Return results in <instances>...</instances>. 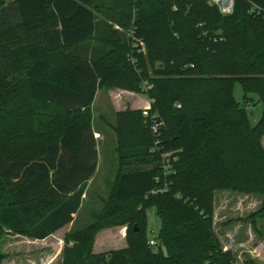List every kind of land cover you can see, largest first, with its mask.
Instances as JSON below:
<instances>
[{"label": "trees", "instance_id": "obj_1", "mask_svg": "<svg viewBox=\"0 0 264 264\" xmlns=\"http://www.w3.org/2000/svg\"><path fill=\"white\" fill-rule=\"evenodd\" d=\"M234 3L223 16L208 0H0V238L44 240L73 222L98 165L93 99L125 75L135 84L120 88L140 93L147 83L150 114L170 122L167 131L158 122L155 149L175 157L174 173L155 192L164 164H131L141 145L117 128L125 162L107 209L131 225L126 247L94 254L89 230H79L65 239L63 264L234 263L213 233V197L254 192L264 212V0ZM102 10L134 30L145 53L136 47L127 60L112 32L89 56L63 53L95 36ZM255 104L263 112L251 125L246 106ZM121 117L125 127L139 120L133 111ZM150 208L160 223L155 246Z\"/></svg>", "mask_w": 264, "mask_h": 264}, {"label": "rangeland", "instance_id": "obj_2", "mask_svg": "<svg viewBox=\"0 0 264 264\" xmlns=\"http://www.w3.org/2000/svg\"><path fill=\"white\" fill-rule=\"evenodd\" d=\"M111 13L102 10L97 14V32L90 41L62 52L89 56L90 53L96 51V48L101 47L103 37L112 32L113 38H120L121 45H127V60H133L130 55L135 48L134 40L127 37V31L113 22ZM141 49V52L145 53V47L143 46ZM126 77L125 75L121 76L113 87L104 89L105 91H115L112 95L113 103L104 95V91L99 92L93 100L91 116L93 132L98 134L96 136L98 165L92 179L86 184L82 206L78 209L74 222L47 241H32L22 234L14 235L6 232L0 238V253L4 256L1 264H63L62 250L65 239L79 230H89L94 254L126 247L125 234L131 225L119 216H108L107 209L111 203V191L123 169V162H125L119 152L117 128L121 131V137L128 131L129 135L133 137H130V140L137 146L141 145L136 148L143 151L138 157L131 156L126 159L131 164L137 162L136 160L148 163L159 160L164 164L161 174L165 181L164 189H167L166 179L167 176L174 173L175 157L166 158L157 154L155 141L159 136L155 135L151 129L153 116L157 113L154 112L151 115L149 110L147 115H144L143 112L146 108L135 110L127 105L129 102L126 99L128 97L126 94L142 95L143 99L147 100L148 98L144 97L145 94L142 92L146 90L148 84L142 83L140 93L120 88L121 85L129 86L133 82ZM242 95L241 84L236 82L233 88L235 100L241 103ZM262 108V104L246 106L251 125L260 119ZM128 111L137 112L139 120L129 127H125L121 124V116L122 113ZM158 122L160 130L167 131L169 129V121L158 118ZM149 141L150 144H147ZM261 142L264 146V136ZM262 198L254 192L218 190L214 194L213 233L222 251L232 254L233 264H264V212L260 211ZM148 199L147 197L140 198L132 201L131 205L139 207ZM146 223V236L151 241L157 236L160 227L155 209L147 210ZM70 244L72 243L70 242Z\"/></svg>", "mask_w": 264, "mask_h": 264}, {"label": "built area", "instance_id": "obj_3", "mask_svg": "<svg viewBox=\"0 0 264 264\" xmlns=\"http://www.w3.org/2000/svg\"><path fill=\"white\" fill-rule=\"evenodd\" d=\"M208 3L210 5L212 4V5L216 6L218 8L219 12L221 13V15H223V16H227V15L232 14V12L234 10V6H235L234 0H208ZM249 12L252 14L258 15L261 13V9L259 7L254 6V5H251ZM127 37L134 40V47L135 48L136 47L137 48L143 47V43L141 42V40L138 39L137 37H135L134 30H128L127 31ZM138 50L141 51L142 49H138ZM150 107L149 106L146 107V109L143 112L144 115H147L146 113L150 110ZM158 128H159V123L156 120L152 119L151 129L153 130V133L155 135H158V131H159ZM164 157L168 158V156H164ZM156 181H158V179H156ZM164 190L165 189H158L155 192L163 193ZM149 244L151 246H155V241L151 240L149 242Z\"/></svg>", "mask_w": 264, "mask_h": 264}, {"label": "crops", "instance_id": "obj_4", "mask_svg": "<svg viewBox=\"0 0 264 264\" xmlns=\"http://www.w3.org/2000/svg\"><path fill=\"white\" fill-rule=\"evenodd\" d=\"M101 91H104V95H106V97L108 98V99H110V100H112V95H114V93L113 92H115L114 90H108V91H105L104 89L103 90H99L97 93H96V95L95 96H97L98 95V93L99 92H101ZM119 93H121L120 91H118ZM128 97H126V99L128 100V104L127 105H130L131 106V108L132 109H135V110H137L138 108L140 109V108H146V107H150L151 106V101L150 100H146V99H143V96L142 95H137V94H126ZM144 97H145V95H144ZM95 98V97H94ZM94 100V99H93ZM112 103H113V100H112ZM93 105V104H92ZM117 111H119V109H117ZM92 130H93V128H92ZM95 133V132H94ZM96 136H98V134L96 133L95 134V138H96ZM82 206V205H81ZM77 215H75V217H76ZM75 217H74V220H75ZM74 220H73V222H74ZM72 222V223H73ZM72 223H70V224H72ZM70 224H68V225H70ZM65 227H67V225L65 226ZM64 228V227H63ZM61 230H63V229H61ZM61 230H59V231H57V232H55L54 234H52V235H50V236H48V238H46V239H44V240H36V241H47L49 238H51V237H53L56 233H58V232H60Z\"/></svg>", "mask_w": 264, "mask_h": 264}]
</instances>
